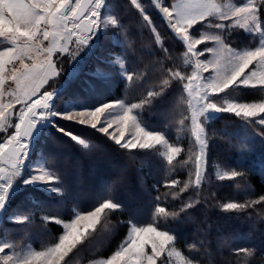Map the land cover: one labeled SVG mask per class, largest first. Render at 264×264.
Listing matches in <instances>:
<instances>
[{"label":"snow or ice","instance_id":"obj_1","mask_svg":"<svg viewBox=\"0 0 264 264\" xmlns=\"http://www.w3.org/2000/svg\"><path fill=\"white\" fill-rule=\"evenodd\" d=\"M149 3L183 45V63L191 66L192 71L185 74L180 68H164L156 89L148 90L140 103L127 104L123 100L105 102L104 93L111 90L113 83L123 82L127 86L145 80L148 73L140 71L141 57L129 40V26L114 0H0V44L6 45L0 47V133L4 134L0 136V216H6L13 224L28 225L31 216L23 214L24 205L39 206L38 193L46 197L55 194L63 199L73 197L76 185L66 180L57 147L59 137L70 139L87 156L98 161V166H109L101 145L66 130L60 125L61 120L96 130L130 156L134 150H155L172 164L182 149L169 142L166 131L149 130V126L143 124L140 110L162 101L175 81L187 94L189 105V115L179 124L184 125L185 120L190 122L197 150L189 157L194 179L172 196L176 199L191 188L196 198L183 201L177 211L170 212L159 202L160 197H155L152 222L138 226L129 219L128 235L117 250L99 264H201L202 253L206 254L207 249L205 234L198 231L186 241L188 254L185 255L177 248L180 241L177 228L192 220L191 210L202 205L199 194L208 182L211 139L206 125L219 114L229 113L248 122L261 117L255 122L264 126V100L241 103L233 98L224 99L220 104L215 99L239 89L264 92V0H246L239 6L227 7L219 0H149ZM128 4L139 14L141 27L151 32L157 50L167 54L164 40L145 5L140 0H128ZM232 28L242 29L254 40L258 39V45L242 50L233 48L225 42ZM209 43L213 47H209ZM70 45H74L76 51H70ZM200 45L204 47L201 49ZM80 52L86 57H95L98 67L94 71H84V58H78ZM65 54L71 59L72 70L62 85L49 91L45 86L62 74L58 64ZM41 56L43 60L37 62ZM202 56L211 59L201 60ZM66 93L69 99L61 108L57 98ZM92 98L93 102L89 103ZM10 119L17 122L9 123ZM130 123L134 131L129 135ZM113 124L116 128L110 132ZM9 129H12L10 134ZM96 153L102 155L98 157ZM33 156L37 163L28 167V160ZM261 173L264 174V169ZM245 176L244 171L233 169L217 173V180H237ZM123 184L121 174L111 187L105 185L104 198L92 210L77 212L73 208L74 216L68 223L55 217H42L45 222L62 224L64 231L57 242L41 251L31 246L17 251L16 242L0 239L3 254L0 264H67L66 258L97 232L103 214L128 212L135 216L131 202L120 194ZM179 184L180 181L172 179L164 186L175 189ZM251 190V185L246 184L245 191ZM13 203H16L14 209L11 208ZM262 204L264 195L243 203H223L220 208L225 213H240ZM102 228H107V224ZM232 251L237 257L253 255L249 248Z\"/></svg>","mask_w":264,"mask_h":264},{"label":"trees","instance_id":"obj_2","mask_svg":"<svg viewBox=\"0 0 264 264\" xmlns=\"http://www.w3.org/2000/svg\"><path fill=\"white\" fill-rule=\"evenodd\" d=\"M140 2L145 5L148 14L153 18L168 53L164 54L157 50L158 46L151 32L141 27V18L135 8L129 6L128 0H114L129 26V40L133 43L137 55L141 57L140 71L147 72L148 75L145 80H137L127 86L123 82L113 83L111 90L104 93L105 102L122 99L129 104H138L145 99L148 90L159 86L164 68H180L184 73L190 69V66H185L183 63L185 51L183 45L168 30L158 11L150 5L149 0H140ZM227 36L226 41L238 47H251L258 42V39L254 40L250 34L239 28L230 29ZM70 66L71 59L65 54L58 64L62 74L55 82L50 81L45 87L52 89L62 84L63 78L70 72ZM107 70L114 72V69ZM263 97L264 92L260 90L239 89L228 96L220 94L215 99L222 104L226 98L253 101ZM81 99L83 100L84 97L81 96ZM93 100L94 98L88 102L92 103ZM140 111L143 124L149 126V129L166 131L168 138L180 145L182 151L172 164H168L167 160L155 150H134L130 156L96 130L61 120L59 123L66 130L74 131L77 135L101 145L107 154L109 166H98V161L87 156L70 139L59 137L60 142L57 147L64 163L66 180L73 181L76 185L73 197L63 199L55 194L46 197L38 193L37 198L41 201L39 206L24 205L23 214L31 216V223L10 224L5 220L1 225L0 234L6 233L5 235L20 244L27 241H32L37 246L51 244L57 241L63 227L60 224L43 221V216L70 218L74 214L73 208L93 209L104 198L105 185L111 187L122 174L124 184L121 186L120 194L131 202L135 216H131L128 212L103 214L101 225H97V232L92 238L66 258L67 264H76L94 257L108 256L117 250L127 235L129 219L138 224L152 222L153 210L157 203L155 197L159 196V202L170 212L177 211L183 201L196 198V193L191 188L180 193L176 199L172 196L173 192H178L180 187L194 178V167L189 157L196 152V147L190 122L185 120L184 125L179 124L181 119L189 115L187 95L181 85L174 81L162 101H155L151 106H144ZM256 119L253 118L252 122H248L243 117L221 113L206 126L211 139L207 157L208 182L199 194L202 205L191 210L192 220L185 221L177 228L180 235L177 247L186 254H188L186 241L198 234V231L205 234L207 249L206 254L202 253L201 264H264V204L240 213H225L220 208L223 203L231 201L243 203L264 195V174L261 173L264 169V136L261 135L264 134V126L256 123ZM95 155L99 157L102 154ZM218 169L224 172L233 169L244 171L246 176L244 179L219 181ZM172 179L180 181L177 188L165 187V182ZM246 184L251 185V191H245ZM105 223L107 228H102ZM205 236L200 238L204 239ZM236 248H249L253 251V255L245 257L241 254L237 257L232 251Z\"/></svg>","mask_w":264,"mask_h":264},{"label":"rangeland","instance_id":"obj_3","mask_svg":"<svg viewBox=\"0 0 264 264\" xmlns=\"http://www.w3.org/2000/svg\"><path fill=\"white\" fill-rule=\"evenodd\" d=\"M219 2H222L226 7L227 6H231V5H236V6H239V5H241V4H243L244 2H246V0H242V1H236V0H225V1H219ZM201 31L203 32L204 31V29H201ZM179 41V40H178ZM180 42V41H179ZM226 43H228L227 41H225ZM259 42V41H258ZM258 42H257V44H255L254 46H251V47H255V46H257L258 45ZM45 43H47V42H45ZM101 43H104V41H103V39L101 40ZM3 46H6V45H4V44H0V47H3ZM208 46L209 47H213V45L211 44V43H209L208 44ZM233 48H236V49H238V50H242V49H245V48H248V46H242V47H238V46H234V45H231ZM199 48H203L204 46L203 45H200V46H198ZM216 47H218L219 48V46L217 45ZM69 48H70V51H76V49H75V46L74 45H70L69 46ZM79 57H82V58H84V61H85V64L83 65V69H84V71H94L97 67H98V62L96 61V59H95V57L94 56H92V57H86L85 56V53L84 52H80L79 53V56H78V58ZM54 59H55V57H54ZM200 59L201 60H204V59H211V57H209V56H202V57H200ZM43 60V57L41 56V57H39L38 58V61L37 62H40V61H42ZM26 62H31V61H26ZM19 65H17V67H18ZM72 67H73V64H72V62H71V66H70V71L72 70ZM100 67H102V66H100ZM102 70H104V71H108L107 69H102ZM114 71H115V69H114ZM191 71H192V67L190 66V69H189V71H187V72H185V74H190L191 73ZM205 75H207V73H205ZM64 79V81L62 82V84L65 82V79H66V77L65 78H63ZM62 84H60V85H62ZM59 85V86H60ZM58 86V87H59ZM12 87H14V85H12ZM57 87V88H58ZM47 90H49V91H51L52 89H47ZM42 91H43V89H42ZM187 95V94H186ZM69 99V95L66 93L65 95H62V96H59L58 97V99H57V103H58V106L59 107H63L64 106V104H65V102L67 101ZM226 99H232V98H226ZM119 100V99H118ZM120 100H122V99H120ZM261 100H264V97L263 98H261V99H259V100H253V101H239V102H241V103H259ZM112 101H116V100H111V101H108V102H112ZM124 101V100H123ZM187 101H188V96H187ZM125 102V101H124ZM216 102H217V100H216ZM125 103H127V102H125ZM218 103V102H217ZM127 104H129V103H127ZM19 107V105H17V108ZM134 114H135V111H134ZM259 118H261V117H257V119H259ZM103 119V118H102ZM9 123H12V124H14V123H16L17 121L15 120V119H10L9 121H8ZM207 126V125H206ZM115 128H116V125L115 124H113V128H111V129H109V131L111 132V131H114L115 130ZM149 130H155V129H149ZM134 130H133V128H132V126H131V123H130V125H129V129H128V134L130 135L132 132H133ZM156 131H159V130H156ZM12 132V129H9V134ZM118 134V133H117ZM4 134L3 133H0V136H3ZM168 137V136H167ZM126 138H127V136H126ZM168 140H169V142L171 143V144H173L174 146H179L180 147V145H178V144H176V143H174V142H172L169 138H168ZM181 148V147H180ZM197 150V149H196ZM163 151V149H161V152ZM35 163H37V159H36V157L35 156H33L32 158H30L29 160H28V167H32ZM217 173H220V174H223L224 173V171H222L221 169H218L217 170ZM194 179V178H193ZM13 204H15V203H13ZM11 205V208H15L16 207V204H15V206L14 205ZM92 210V209H91ZM76 211L77 212H87V211H90V210H81V209H77L76 208ZM45 216H49V215H45ZM45 216H43V217H45ZM73 216H74V214L70 217V218H61V217H59V216H49V217H55V218H57V219H60L63 223H68V222H70L71 221V219L73 218ZM5 220H7V223H10L9 221H8V219H7V217L6 216H0V228H1V225L5 222ZM10 224H13V223H10ZM61 226H62V224H60ZM139 225H142V224H138V226ZM63 227V226H62ZM63 231H64V229H62V232H61V234L60 235H62L63 234ZM128 231H129V229H128ZM6 233H4V234H0V239H7V240H9V241H13L9 236H7V235H5ZM59 235V236H60ZM127 235H128V232H127ZM126 235V236H127ZM126 238V237H125ZM124 238V239H125ZM58 240V239H57ZM55 242H57V241H55ZM55 242H53V243H55ZM53 243H51V244H53ZM18 245H19V247L17 248V251H20L21 249H24V248H26L27 246H31V248L32 249H34L35 251H41V250H43L45 247H47V246H50L51 244H48V245H45V246H37V245H35L32 241H27L26 243H22V244H20V243H17ZM180 251H182L179 247H177ZM116 251V250H115ZM114 251V252H115ZM6 252H7V250H6ZM114 252H112L110 255H108V256H102V257H94V258H91V259H88V260H86V261H84V262H78V263H76V264H99V262L100 261H102V260H105V259H107V258H109ZM183 252V251H182ZM185 255H187L185 252H183ZM3 254L2 253H0V256H2Z\"/></svg>","mask_w":264,"mask_h":264}]
</instances>
